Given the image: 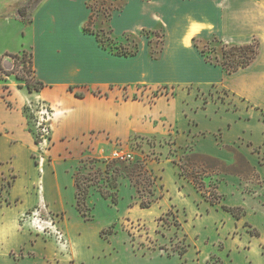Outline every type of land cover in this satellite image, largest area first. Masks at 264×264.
<instances>
[{"label": "rangeland", "instance_id": "374dc122", "mask_svg": "<svg viewBox=\"0 0 264 264\" xmlns=\"http://www.w3.org/2000/svg\"><path fill=\"white\" fill-rule=\"evenodd\" d=\"M2 1L6 0H0V3ZM61 1L69 2L75 14L80 8L81 20L82 0ZM31 2L14 1L5 13L28 5L27 13L20 16L28 23L34 10ZM161 3L173 5L170 0L148 3H140L139 0H87L93 14L90 28L99 34L108 48L113 52L125 51L134 49L136 44L137 54L144 44L148 55L156 58L137 64L136 77L145 75L148 80L156 78L180 84H139L133 87L132 93L127 94L130 100L147 99L152 105L159 95L171 98L160 99L151 109L135 108L141 114L137 124L141 122L140 125L148 128V132L130 133L126 138L105 135L109 139L103 140L96 153L81 156L89 159L80 164L82 171L88 172L96 167L104 170L106 162L115 160L112 158L114 150L133 153V160H115L112 164L120 169L117 203L102 198L97 188L91 187L85 203L90 220H84L72 202L70 187L58 190L49 180L50 176L47 177V202L50 206L43 202V167L47 157L56 156L53 150L48 153L51 118L47 119V115L40 111L46 108L52 117L53 109L37 98L23 99L27 107L26 112L23 111L24 116L27 114L26 127L32 136L33 132L38 133L44 140L28 149L17 144L18 154L6 157H31L38 174L33 192L39 202L13 221H0V264H264V141L253 145L264 136V121L258 120L253 113L252 120L237 118L238 110L249 104L216 81L207 82V78L215 80L218 74L208 67V63L221 62L223 44L233 43L227 42L231 39L227 34L233 33L238 25L243 26L245 18L234 9L231 13L223 12L222 17L216 16L214 10L217 5L211 0H196L193 6L184 4L177 27L183 32L194 28L198 37L192 35L191 43L195 46L186 38L181 43L167 38L163 51L167 19H158V23L154 20ZM3 7H6L5 3ZM112 14L116 31L127 30L119 37L112 32ZM156 24L154 30L143 27L138 31L139 26L154 27ZM1 28L0 49L8 46L17 51L24 39L26 43L34 39L35 32L37 39L34 41L39 40V32L33 30V26L25 37L18 31L17 24H4ZM254 39L261 42L260 36L250 35L249 41ZM14 53L16 57L5 54L12 61L11 69L6 70L0 60V76L5 78L6 72H14L33 80L30 51L25 49ZM140 69L143 71L138 72ZM12 77L13 80L16 78L15 75ZM47 77L51 78L49 74ZM185 81L193 84H181ZM6 85H0V93L11 102ZM249 91L254 98L264 100V94L254 87ZM119 93L125 97V92ZM260 117L264 119V116ZM168 119L170 121L167 122ZM12 122L19 124L17 116ZM7 145L6 139L0 136L2 152ZM192 153L210 157V160L205 159L206 162L215 165V168L206 170L203 180L205 188L217 185L216 190L224 195L220 203L211 204L203 195L205 188L199 190L179 176L174 160L179 161ZM134 163H143L157 175L160 185L155 191L156 198L147 208L139 206L135 187L121 171L123 164L131 166ZM56 165L58 179L64 185L63 182L69 181V176L63 171L65 163L58 159ZM13 175L17 176V173L10 161L0 166L1 196H7ZM222 204H240L245 214L236 219L223 209ZM254 227L259 230V235L254 234ZM102 229L105 230L100 235ZM109 231L112 233L108 234ZM184 245L186 252L179 255L178 251Z\"/></svg>", "mask_w": 264, "mask_h": 264}, {"label": "crops", "instance_id": "0c3cea01", "mask_svg": "<svg viewBox=\"0 0 264 264\" xmlns=\"http://www.w3.org/2000/svg\"><path fill=\"white\" fill-rule=\"evenodd\" d=\"M14 1L18 0H6L0 3V31L3 30L1 27L4 24H17L18 31L23 32V37H25L27 30L30 26H33V30L39 32V40L34 41L37 39L35 32L34 39L28 43L24 39L17 51L10 49L8 46L2 47L0 49L1 64L6 70L11 69L13 67L12 61L5 56L14 55V52L28 49L31 53L34 78L41 81L44 86L39 91L29 92L22 85L24 81L17 78L12 79L13 74H4L5 78L0 76V85L7 84L9 90L7 97L11 98L12 102L6 101L5 96L0 93V98L4 99V101H0L2 111L0 115V136L4 137L8 143L5 151L0 150V166L10 161L13 170L17 173V176H12L13 180L9 186L7 196H1L0 193V221L5 222L15 220L19 214L39 202L37 194L33 192L35 178L38 177V174L31 157H6L18 154L17 144L24 145L26 149L32 148L35 144L31 132L26 127V119L23 115V107L25 106L23 99L37 98L53 109L50 123L51 144L48 153L53 150L56 157H47L43 167V202L50 206L47 202V189L49 188L47 177L50 176L49 180L58 190L61 191L62 187H70L73 195L72 202L75 204L74 174L81 168L80 164L88 159L85 160L83 158L86 157L81 156L96 153L99 146L103 144V140L114 137L126 138L130 133L148 132L146 131L148 128H143L140 125L141 122L137 124L141 119V114L137 113L135 108L151 109L160 99L166 98L169 100L171 98L164 94L159 95L152 105L149 104L147 99L130 100L127 94L132 93L133 87L139 84L149 86L160 84L180 85L179 83L170 82V80L156 78L148 80L145 75L135 76V66L137 64L142 61L156 59L148 55L144 44L140 47L139 52L133 56L116 55L101 47L94 34L84 30V26L92 13L87 5V0L80 1V7L82 8L81 20H79L80 8L79 12L75 14V10L69 2L67 4L61 0H42L34 8L28 23L20 18L21 15L17 9L5 13ZM149 1L152 0H139L140 3H148ZM170 1L173 5L161 3L155 11L157 15L154 16L157 23L158 19L162 21L164 18L167 19L168 26L166 25L162 50L164 51L167 38L175 43H181L183 38H186L194 47L195 45L191 43L192 35H196L194 28L185 32L180 31L177 27V19L183 5L193 6L196 0ZM211 1H214L217 5L214 10L216 16L222 17L223 12L231 13V10L234 9L236 12L239 11L245 18L246 22L243 26L238 25L233 33L227 34L228 37H231L227 42H233L231 44L249 43V37L253 34L260 36L261 42L259 40V52L255 59L248 66L235 72L227 73L220 65L208 63V67L210 66L218 74L215 80L207 78V82L216 81L219 86L224 87L234 96L243 98V101L249 104V106H244L238 110L237 118H242L245 121L252 120L253 113L258 120L264 121L260 117L264 116V100L254 98L249 91L250 88L254 87L264 94V0ZM3 3L6 4V7H3ZM110 22L115 36L119 37L127 32L124 28L119 32L116 31L113 14ZM143 27L154 30L157 24L154 27L139 26L138 31ZM4 29L6 28L4 27ZM227 36L225 37L228 38ZM195 49L197 50L196 47ZM198 53L203 58L199 51ZM140 71L143 70H138V72ZM47 74L51 78H48ZM230 79H236L237 81L232 82ZM185 83L193 84L187 81L181 84ZM196 83L199 84L200 82ZM232 83H238L241 86L235 87ZM121 91L125 92V97L121 96L119 93ZM67 102H69V105H67ZM16 116L19 120L18 125L12 122V119ZM168 121L170 120L168 119ZM105 135L109 138L107 139ZM262 141H264V136L260 142H253V145H259ZM60 146H64V148L56 149ZM59 149H61V152H59ZM242 152L245 153L244 150ZM58 159L65 163L63 171L69 176V181L63 182L64 185H61L62 181L58 179L56 165Z\"/></svg>", "mask_w": 264, "mask_h": 264}, {"label": "trees", "instance_id": "16d2710c", "mask_svg": "<svg viewBox=\"0 0 264 264\" xmlns=\"http://www.w3.org/2000/svg\"><path fill=\"white\" fill-rule=\"evenodd\" d=\"M42 0H32L31 7L35 8ZM28 5L19 7L17 9L18 13L23 16L28 11ZM93 19V14L91 13L88 21L84 26V30L88 33L94 34L97 42L101 45V47L109 49L113 52L111 48H108L104 44V40L100 38L98 33H95L90 28L91 21ZM259 41L254 39L253 41L245 44H223V52H222V60L221 62H212L215 65H220L221 68L227 72L232 73L240 68H244L248 66L257 56L259 52ZM134 49L125 50V51H114L113 53L116 55L123 56H133L138 51V46L136 44L133 45ZM16 57V55H13ZM32 67V59L29 60ZM33 70V69H32ZM14 74L15 77L19 80L24 81V86L29 92L39 91L43 88L44 84L37 79H28L14 72H10ZM5 73V74H10ZM70 89H72L70 87ZM77 95H81L80 93H76ZM27 107H23V111L26 112ZM31 116V114H29ZM27 117V114L25 113ZM29 131H31L29 129ZM33 138L35 144H38L41 141L39 134H34ZM210 160V157H202L199 153H192L185 157H181L179 161H175L174 163L178 167L179 176L185 178L189 182H191L197 189L202 190L205 188V183L203 178L205 177L206 170L210 168H215L213 164L208 165L206 160ZM213 160V159H212ZM115 160H110L106 162V166L104 170L100 167H96L94 170H90L88 172H83L81 168H79L74 174V184H75V198L76 203L75 207L80 216L84 220H90V215L88 214L86 204V199L89 196V190L91 187L97 188L100 195L104 198H109L113 203H117L118 201V176L120 175L119 167L112 165ZM217 162V161H216ZM92 168V167H91ZM121 171L124 173V176L128 177L131 184L135 187V190L138 194L139 198V206L141 208L150 207L154 199L156 198L155 191L158 185L157 183V175H155L150 169H148L143 163H134L131 166L127 164H123L121 167ZM104 173V174H103ZM122 173V175H123ZM217 185H212L211 188H205L203 190V195L211 204L220 203L221 199L224 198L222 193H219L217 190ZM224 210L231 213L236 219L241 218L245 211L242 206H230L226 204H222ZM179 225V223H178ZM105 229L100 230V235L104 233ZM255 235H259V231L255 228L252 229ZM112 231H109L108 234H111ZM186 252V246L184 245L181 250L178 251L179 255H183Z\"/></svg>", "mask_w": 264, "mask_h": 264}, {"label": "built area", "instance_id": "2783aa9c", "mask_svg": "<svg viewBox=\"0 0 264 264\" xmlns=\"http://www.w3.org/2000/svg\"><path fill=\"white\" fill-rule=\"evenodd\" d=\"M40 112H41V114H46L47 115V119L51 118V116L48 114V111H47L46 108H42ZM44 130L47 132V128H44ZM39 136H40V138L42 137L41 135H39ZM43 140L44 139L41 138V141L39 143H41ZM112 158H114L117 161H131V160H133L134 155H133V153H131L129 151L114 150Z\"/></svg>", "mask_w": 264, "mask_h": 264}]
</instances>
